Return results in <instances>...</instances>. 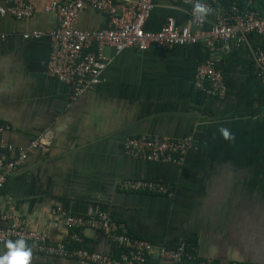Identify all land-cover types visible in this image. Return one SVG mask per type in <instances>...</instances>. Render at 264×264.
I'll use <instances>...</instances> for the list:
<instances>
[{"label":"crops","instance_id":"crops-1","mask_svg":"<svg viewBox=\"0 0 264 264\" xmlns=\"http://www.w3.org/2000/svg\"><path fill=\"white\" fill-rule=\"evenodd\" d=\"M26 1L35 7L32 17L0 18V123L9 125L2 137L28 146L49 129L54 142L47 151H30L19 171L6 179L0 215L24 217L28 229L66 242L73 232L52 222L51 207L78 215L105 212L156 248L187 239L195 242L200 260L264 264V79L253 60L264 40L247 34L243 41L234 39L230 51L204 43L118 54L107 49L110 61L100 83L71 101L70 88L47 74L48 32L58 25L57 16L44 10L50 0ZM154 4L147 29L158 30L170 16L179 26L191 24L187 4ZM205 18L211 22L215 14ZM107 21L105 14L86 6L76 26L94 30ZM32 30L45 34L23 37ZM209 58L218 59L225 98L195 86L197 67ZM141 134H191L195 141L180 164L150 161L125 152L126 139ZM138 178L165 182L171 195L129 193L116 184ZM76 235L90 251L117 254L100 230L82 228ZM148 262L173 264L157 250Z\"/></svg>","mask_w":264,"mask_h":264},{"label":"built area","instance_id":"built-area-1","mask_svg":"<svg viewBox=\"0 0 264 264\" xmlns=\"http://www.w3.org/2000/svg\"><path fill=\"white\" fill-rule=\"evenodd\" d=\"M155 0H50L45 12L54 13L58 25L48 32L51 39V52L47 74L70 88V99L76 101L80 96L98 85L110 57L107 49L116 54L126 49L147 50L151 46L169 48L204 43L210 49L221 44L226 51L231 50L234 39L243 41L247 34H255L264 40V12L256 8H241L239 0H232L224 6L217 0H172L189 6L191 24L179 26L175 19L167 17L158 30H149L146 23L154 9ZM203 4L208 12H213V21L194 19V6ZM90 6L108 17L107 25L94 30H82L76 26L80 13ZM35 7L26 0H0V18L6 15L18 19L33 16ZM45 33L32 30L23 34L26 39H38ZM256 74L264 79V46L254 52ZM217 58H209L196 70L195 86L206 94L225 98L227 86ZM9 129L8 124L0 123V188L6 179L19 171L35 149L47 151L54 142L49 129L34 137L28 146H16L4 141L2 135ZM194 137L188 134L182 138L141 134L130 136L125 142V152L131 157L150 161L182 163L186 153L194 145ZM122 191L149 192L171 195L170 187L163 181L153 179H118ZM53 223L62 225L73 232L72 239L81 241L76 231L91 228L102 231L106 239L118 249V254L109 255L90 251L85 247L71 249L66 242H54L48 233L28 229L26 219L19 215H0V242L23 238L30 248L43 256L57 257L61 264H149L148 260L158 251L162 259L173 264H181L187 254L189 259L197 258V249L187 239H178L173 246L155 245L144 238L132 235L127 225L117 221L105 212L91 215H78L60 206L50 209ZM29 264H49L43 261H30ZM199 264H214L200 260ZM237 264V263H231Z\"/></svg>","mask_w":264,"mask_h":264},{"label":"clouds","instance_id":"clouds-1","mask_svg":"<svg viewBox=\"0 0 264 264\" xmlns=\"http://www.w3.org/2000/svg\"><path fill=\"white\" fill-rule=\"evenodd\" d=\"M208 10L206 7L197 3L194 6V19L197 21H203L205 19V14ZM225 139H230L229 133L226 129L221 128ZM6 252L0 254V264H29L31 257V248L27 247L23 238L16 239L15 241L7 240L5 241Z\"/></svg>","mask_w":264,"mask_h":264},{"label":"trees","instance_id":"trees-1","mask_svg":"<svg viewBox=\"0 0 264 264\" xmlns=\"http://www.w3.org/2000/svg\"><path fill=\"white\" fill-rule=\"evenodd\" d=\"M217 1L219 3H221L222 5H224V6H229L230 2L232 0H217ZM238 3H239V6L241 8H245V7L256 8V9H259V10L264 12V0H239ZM188 241L192 244V246H194V247L196 246L194 241H192V240H188ZM27 244H28V246H30L29 243H27ZM67 245L71 249L84 247L82 243H80L79 241H75V240H68V244ZM118 253L119 252L117 251V254ZM188 253H190L189 250H187V254L184 256V259L181 262V264H199L200 259L199 258L189 259L188 258Z\"/></svg>","mask_w":264,"mask_h":264},{"label":"water","instance_id":"water-1","mask_svg":"<svg viewBox=\"0 0 264 264\" xmlns=\"http://www.w3.org/2000/svg\"><path fill=\"white\" fill-rule=\"evenodd\" d=\"M5 243L4 242H0V254H2L3 252H6L7 249L5 248ZM30 248V247H29ZM46 258H51V259H55L57 257H44L40 252L34 250L31 248V257H30V261H43L46 262ZM58 259V258H57ZM60 261V260H59ZM48 262V261H47ZM51 263V262H50Z\"/></svg>","mask_w":264,"mask_h":264}]
</instances>
